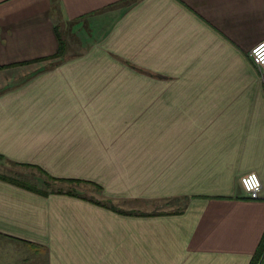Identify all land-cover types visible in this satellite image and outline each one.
<instances>
[{
  "label": "crops",
  "instance_id": "crops-1",
  "mask_svg": "<svg viewBox=\"0 0 264 264\" xmlns=\"http://www.w3.org/2000/svg\"><path fill=\"white\" fill-rule=\"evenodd\" d=\"M261 42L264 0H0V159L108 201H183L121 213L0 178V264H250L264 192L241 177L264 184Z\"/></svg>",
  "mask_w": 264,
  "mask_h": 264
},
{
  "label": "rangeland",
  "instance_id": "rangeland-1",
  "mask_svg": "<svg viewBox=\"0 0 264 264\" xmlns=\"http://www.w3.org/2000/svg\"><path fill=\"white\" fill-rule=\"evenodd\" d=\"M59 25H61V21L58 20ZM75 30V26L72 23L66 24L65 32L63 33L67 40H71L75 42L77 34H73ZM79 51V49H78ZM0 172L9 174L12 177L19 178L21 180H25L26 182L35 185L41 189H48V190H63L67 189L68 187L73 190H80L89 194L88 196L93 198H99V200H104L106 203L113 204L117 207H128L130 205H137L138 207L146 210L147 207L151 209L153 212H162V211H174L181 208L183 205V201H158L154 203H146V202H138V203H123L122 201H113V200H105L101 195H91L93 193H98L99 189L97 187L84 184L81 182H68V181H54L51 178L45 176L38 168L30 167V166H18L14 163L5 161L0 159ZM83 189V190H82ZM101 198V199H100Z\"/></svg>",
  "mask_w": 264,
  "mask_h": 264
},
{
  "label": "trees",
  "instance_id": "trees-1",
  "mask_svg": "<svg viewBox=\"0 0 264 264\" xmlns=\"http://www.w3.org/2000/svg\"><path fill=\"white\" fill-rule=\"evenodd\" d=\"M56 32H57V35H58V39H59V51L57 53V55H61L64 53L65 51V47H66V41L63 37V34L62 32L60 31L59 27L57 26L56 27ZM25 166H29L28 164H25ZM45 176H47L48 178H51V180H54V181H68V182H81L80 180H76V179H59V178H56V177H53L51 176L49 173H47L44 169L40 168V167H37ZM0 178L1 179H4V180H7L11 183H14V184H17V185H20V186H24L28 189H31L33 191H36V192H40L42 194H46L48 191L46 190H43L41 188H38L37 186L35 185H32L28 182H26L25 180H21V179H17L15 177H12V176H8V175H5V174H1L0 173ZM59 192H62V191H59ZM89 199V198H88ZM90 200L94 201L95 203H97L98 205H103V206H107V207H110L111 209H113L114 211H119L121 213H127L126 211L118 208L117 206L113 205V204H108L107 203H104L102 200H98V199H95V198H90ZM161 214H164L165 212H159ZM128 214H139V215H143V216H149L151 215V213H144V212H140V213H137L135 211L133 212H129ZM156 214V213H155ZM264 259V237L259 245V248L257 249L252 261L250 264H261L262 261Z\"/></svg>",
  "mask_w": 264,
  "mask_h": 264
},
{
  "label": "built area",
  "instance_id": "built-area-1",
  "mask_svg": "<svg viewBox=\"0 0 264 264\" xmlns=\"http://www.w3.org/2000/svg\"><path fill=\"white\" fill-rule=\"evenodd\" d=\"M249 55H250L251 61L253 63H255L256 65H258V63L260 61H264V43L261 42L258 45H256L255 47H253L251 49ZM252 173H255L256 176L259 177L260 182L262 183L259 174L255 171H252V172H249V173H247L241 177V185L242 184H248V183H254L253 181L250 180V174H252ZM245 193L248 195V197H250L252 199H257L260 196V194L259 195L258 194L253 195V194H249L247 192H245Z\"/></svg>",
  "mask_w": 264,
  "mask_h": 264
},
{
  "label": "clouds",
  "instance_id": "clouds-1",
  "mask_svg": "<svg viewBox=\"0 0 264 264\" xmlns=\"http://www.w3.org/2000/svg\"><path fill=\"white\" fill-rule=\"evenodd\" d=\"M264 43V42H262ZM258 67L264 71V61L258 63ZM250 180L254 183L242 184V191H245L249 194L259 195L261 192H264V184L260 182L258 176L255 173L250 174Z\"/></svg>",
  "mask_w": 264,
  "mask_h": 264
}]
</instances>
